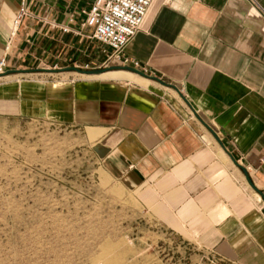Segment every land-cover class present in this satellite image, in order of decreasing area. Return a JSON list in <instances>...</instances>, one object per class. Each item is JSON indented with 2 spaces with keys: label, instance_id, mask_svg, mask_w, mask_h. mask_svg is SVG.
I'll use <instances>...</instances> for the list:
<instances>
[{
  "label": "crops",
  "instance_id": "crops-1",
  "mask_svg": "<svg viewBox=\"0 0 264 264\" xmlns=\"http://www.w3.org/2000/svg\"><path fill=\"white\" fill-rule=\"evenodd\" d=\"M93 2L0 0L6 73L105 67L83 27ZM122 57L146 77L81 75L97 82L46 114L85 125L143 241L172 237L189 264H264V201L241 170L264 194V0H153Z\"/></svg>",
  "mask_w": 264,
  "mask_h": 264
},
{
  "label": "rangeland",
  "instance_id": "rangeland-1",
  "mask_svg": "<svg viewBox=\"0 0 264 264\" xmlns=\"http://www.w3.org/2000/svg\"><path fill=\"white\" fill-rule=\"evenodd\" d=\"M34 70L0 79V264H189L172 237L143 241L85 125L46 114L97 80Z\"/></svg>",
  "mask_w": 264,
  "mask_h": 264
},
{
  "label": "built area",
  "instance_id": "built-area-1",
  "mask_svg": "<svg viewBox=\"0 0 264 264\" xmlns=\"http://www.w3.org/2000/svg\"><path fill=\"white\" fill-rule=\"evenodd\" d=\"M152 1L94 0L86 14L83 27L91 29L93 38L109 50L106 67L113 62L118 63L120 67L128 66V60L124 59L122 54L139 31ZM28 15V8L23 3L13 20V35ZM138 67V63H133V69ZM6 71V60L1 59L0 76H3Z\"/></svg>",
  "mask_w": 264,
  "mask_h": 264
},
{
  "label": "water",
  "instance_id": "water-1",
  "mask_svg": "<svg viewBox=\"0 0 264 264\" xmlns=\"http://www.w3.org/2000/svg\"><path fill=\"white\" fill-rule=\"evenodd\" d=\"M119 70L120 71H125V72H128V73H132V74L138 75L140 77H146L143 73H141V72H139V71H137V70H135V69H133L131 67H119V66H113V67H109V68H105V69H95V70H91V71L81 70V69H77V68H66V69H61V70H46V72H48L50 74H59V73H65V72H75V73L80 74V75L97 76V75H101V74H103L105 72H108V71H119ZM30 72H36V70H34V71L7 72V73H5V75H11V74H14V73L27 74V73H30ZM152 80L157 81L160 84L164 85V83H162L161 81H159L157 79L152 78ZM241 170L244 173L246 181L249 184V186L254 191H256L262 197V199L264 201V194L256 189V187L251 182L247 172L243 168Z\"/></svg>",
  "mask_w": 264,
  "mask_h": 264
},
{
  "label": "bare ground",
  "instance_id": "bare-ground-1",
  "mask_svg": "<svg viewBox=\"0 0 264 264\" xmlns=\"http://www.w3.org/2000/svg\"><path fill=\"white\" fill-rule=\"evenodd\" d=\"M120 71V70H119ZM108 72H112V71H108ZM107 72H105V73H103V74H106ZM103 74H101V75H103ZM101 75H97V76H101ZM86 76V75H85Z\"/></svg>",
  "mask_w": 264,
  "mask_h": 264
}]
</instances>
